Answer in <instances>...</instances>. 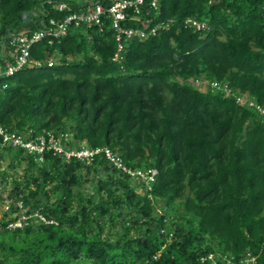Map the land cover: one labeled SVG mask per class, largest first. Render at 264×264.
Here are the masks:
<instances>
[{
  "label": "trees",
  "instance_id": "trees-1",
  "mask_svg": "<svg viewBox=\"0 0 264 264\" xmlns=\"http://www.w3.org/2000/svg\"><path fill=\"white\" fill-rule=\"evenodd\" d=\"M112 2L0 0V61L15 36ZM132 16L125 27L156 33L123 38L119 59L107 17L34 43L37 64L0 76V126L107 147L148 176L0 136V264H264V0H144ZM17 202L27 223L8 229Z\"/></svg>",
  "mask_w": 264,
  "mask_h": 264
},
{
  "label": "built area",
  "instance_id": "built-area-1",
  "mask_svg": "<svg viewBox=\"0 0 264 264\" xmlns=\"http://www.w3.org/2000/svg\"><path fill=\"white\" fill-rule=\"evenodd\" d=\"M159 0H152V5L156 6ZM144 4V0H113L112 4L107 8L100 4H94L90 8L84 9L81 12H71L70 14L66 15L63 20L56 21L51 19L47 26L43 29L34 31L30 36L29 35H19L15 36L10 45L14 47L15 53L13 55L14 60L12 63L7 62L5 64V69H0V76L3 72L6 75H12L19 69L25 67L26 65H31L33 63L37 64L36 61L30 58V48L31 46L40 41L42 38L46 36L52 37H60L70 30L72 26L74 27H81V26H97L102 28L105 24L106 17L111 19V25L115 32L116 39L118 41V50L114 56V59H119L120 51L123 49V38L125 39H132V38H140L144 39L151 34L156 33V29H152L149 32L143 29H137L134 27H125L124 21L127 19V11L129 9L134 11L133 19L139 20V13L140 8ZM60 10L67 8L66 3H62L59 6ZM192 20H188L191 22ZM194 25L197 26V29H200V24L197 22H193ZM49 43H52V40H49ZM49 65H52V61H50ZM201 81H198V84ZM217 85V83H215ZM250 105L253 106V103L250 102ZM260 112L264 113V110L260 107L257 108ZM0 136H2V145L3 146H12V147H22L28 151H36L38 153H42L45 149H53L58 153L64 154L66 158L77 157L80 160H90L96 154L104 152L107 159H109L115 166L118 168H122L125 172L132 176L140 175L146 178L148 175L143 173L139 170H131L127 166L123 165V161L119 156H116L109 148L107 147H97L92 148L85 146L82 144L80 148H73L71 150L67 149L60 141L62 137L67 138V134L60 135L56 137V135L52 132L47 133L46 136H39L35 141L33 140H26L20 134H15L9 132L4 127L0 126ZM151 176L149 179H152L153 175L156 174V170L150 171ZM18 207L21 209L20 215L17 219L13 221H9L6 225L8 229H17L22 228L27 223V218L25 212L26 209H23V205L21 202H17ZM2 213H0V229L1 224L8 221L9 218L5 217V213L9 212L11 209V200L6 199L2 204ZM34 216L37 217L38 220L43 221L45 223H55L54 220L48 219L42 214L36 212ZM202 262L207 259L212 260V264L215 263L214 255L210 254L207 257H202ZM255 258L252 257L251 259L247 258L246 261L250 262Z\"/></svg>",
  "mask_w": 264,
  "mask_h": 264
},
{
  "label": "rangeland",
  "instance_id": "rangeland-1",
  "mask_svg": "<svg viewBox=\"0 0 264 264\" xmlns=\"http://www.w3.org/2000/svg\"><path fill=\"white\" fill-rule=\"evenodd\" d=\"M81 1V0H80ZM83 2H85V1H83ZM5 69V63L3 62V61H0V69ZM197 85L198 86H201L200 84H198L197 83ZM201 88V87H200ZM7 160L6 161H3L2 163H0V167H2V168H6L7 167ZM12 172H17L18 173V175H21L22 176V174L24 173V166L22 165V166H20V167H18V169H17V171H14V170H11ZM138 192L139 193H143V190H141V189H138ZM3 207H2V204H1V202H0V213H2V209ZM159 210V209H158ZM160 211V210H159Z\"/></svg>",
  "mask_w": 264,
  "mask_h": 264
}]
</instances>
